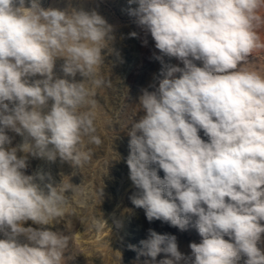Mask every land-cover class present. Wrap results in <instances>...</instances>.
I'll return each mask as SVG.
<instances>
[{
  "label": "clouds",
  "instance_id": "9594fccd",
  "mask_svg": "<svg viewBox=\"0 0 264 264\" xmlns=\"http://www.w3.org/2000/svg\"><path fill=\"white\" fill-rule=\"evenodd\" d=\"M127 3L138 5L128 14L151 35L162 65L153 90L141 89L144 114L128 131L125 162L136 189L129 198L149 222L180 231L191 224L202 238L186 256L175 235L150 228L129 249L137 261L150 258L143 264H156L161 253L170 258L159 264H238L242 256L244 264H264V76L241 68L264 47L256 31L264 0ZM112 33L95 10L0 0V264H61L65 257L70 237L47 226L65 214L66 193L78 186L56 183L47 171L26 174L28 156L79 168L91 158L80 149L83 138L102 143L94 88L112 83L97 78ZM9 132L22 143L12 147ZM105 226L93 222L97 231Z\"/></svg>",
  "mask_w": 264,
  "mask_h": 264
},
{
  "label": "rangeland",
  "instance_id": "374dc122",
  "mask_svg": "<svg viewBox=\"0 0 264 264\" xmlns=\"http://www.w3.org/2000/svg\"><path fill=\"white\" fill-rule=\"evenodd\" d=\"M27 6V5H26ZM44 8L58 9H84L97 11L113 26V37L106 41L102 50L104 63L97 68V78L112 81L111 86L103 85L94 88L97 101L94 111L96 135L102 143L97 146L83 138L80 146L82 151L90 153V160L79 168H73L68 163L48 162L44 159L28 156L26 174L31 175L37 171L51 172L56 183L63 181L75 186L74 191L68 195V205L65 214L50 222V230L60 231L70 237L69 247L61 264H143L145 257L137 261V252L130 250L128 245L140 247L139 242L147 238L148 229L159 234L170 233L177 237L178 248L183 254L190 255L191 242L199 243L201 237L191 224L186 231H180L161 220L149 222L145 211L136 208L130 196L136 191L129 179V169L126 158L129 154L128 131L131 124L144 113L139 111L138 98L141 89L155 83L154 78L162 67L155 55H160L155 48V42L150 34H146L135 23V18L128 14L127 0H41ZM257 14L264 17V3ZM260 42L264 44V23L256 28ZM137 32V37H129V33ZM147 40V44L143 43ZM118 53V55H117ZM166 63L183 66L175 58L165 57ZM62 59H58L54 71L58 76L61 72ZM197 66H201L199 61ZM243 70L256 71L264 76V47L255 49L248 60L241 65ZM77 80L81 77L77 76ZM88 110L87 107L81 111ZM12 147L22 143L23 138L15 133ZM202 139L207 140L203 130L200 131ZM23 155V153H18ZM163 178V171L159 173ZM109 177V178H108ZM81 192L84 193L81 196ZM86 200V204H81ZM106 220L108 226L97 231L93 227L96 220ZM119 220L122 227L117 228L115 221ZM195 218H193L194 223ZM25 226H33L31 221ZM3 235L0 234V239ZM19 241L25 243L26 238L20 236ZM225 239H229L225 237ZM264 248V245L261 246ZM167 254L161 253L156 258V264ZM246 257H241L238 264H244ZM183 264V261L181 262Z\"/></svg>",
  "mask_w": 264,
  "mask_h": 264
},
{
  "label": "bare ground",
  "instance_id": "6f19581e",
  "mask_svg": "<svg viewBox=\"0 0 264 264\" xmlns=\"http://www.w3.org/2000/svg\"><path fill=\"white\" fill-rule=\"evenodd\" d=\"M201 66H202V64H201Z\"/></svg>",
  "mask_w": 264,
  "mask_h": 264
},
{
  "label": "water",
  "instance_id": "95a60500",
  "mask_svg": "<svg viewBox=\"0 0 264 264\" xmlns=\"http://www.w3.org/2000/svg\"><path fill=\"white\" fill-rule=\"evenodd\" d=\"M109 178V177H108Z\"/></svg>",
  "mask_w": 264,
  "mask_h": 264
}]
</instances>
